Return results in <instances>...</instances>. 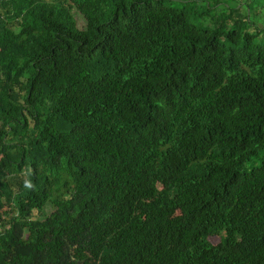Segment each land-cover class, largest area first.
Masks as SVG:
<instances>
[{
  "label": "trees",
  "instance_id": "obj_1",
  "mask_svg": "<svg viewBox=\"0 0 264 264\" xmlns=\"http://www.w3.org/2000/svg\"><path fill=\"white\" fill-rule=\"evenodd\" d=\"M253 22L239 0H0V264H264Z\"/></svg>",
  "mask_w": 264,
  "mask_h": 264
},
{
  "label": "rangeland",
  "instance_id": "obj_2",
  "mask_svg": "<svg viewBox=\"0 0 264 264\" xmlns=\"http://www.w3.org/2000/svg\"><path fill=\"white\" fill-rule=\"evenodd\" d=\"M241 2L242 12H245L249 14V18H251L253 21V31H256L255 26H259L264 18V9H262V5L264 4V0H239ZM74 13L77 17L78 25L79 27H84L85 25V19L84 17L77 12L76 9H74ZM255 25V26H254ZM253 168L252 164L248 163L246 164L245 168L246 170H251ZM218 236L214 237L213 240L216 242L218 240Z\"/></svg>",
  "mask_w": 264,
  "mask_h": 264
}]
</instances>
